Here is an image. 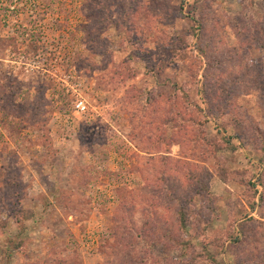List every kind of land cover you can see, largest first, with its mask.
<instances>
[{"label": "rangeland", "instance_id": "374dc122", "mask_svg": "<svg viewBox=\"0 0 264 264\" xmlns=\"http://www.w3.org/2000/svg\"><path fill=\"white\" fill-rule=\"evenodd\" d=\"M0 264H264V0H0Z\"/></svg>", "mask_w": 264, "mask_h": 264}, {"label": "trees", "instance_id": "16d2710c", "mask_svg": "<svg viewBox=\"0 0 264 264\" xmlns=\"http://www.w3.org/2000/svg\"><path fill=\"white\" fill-rule=\"evenodd\" d=\"M47 1H49V2H54V0H47ZM103 7V3L102 2H99V3H96L94 6H93V4H92V2L90 1V2H88V9L90 10V12H91V14H90V17L92 16V19L95 21V18L94 17H96V16H98V15H96V14H98L100 11L99 10H101L102 11V13H107L108 14V11L105 9V8H102ZM94 8H96V10L94 9ZM181 8V7H180ZM103 16V15H102ZM106 18H107V16H106ZM106 20V19H105ZM111 20V19H110ZM109 20V21H110ZM102 21H103V19H102ZM193 23H196V25H200V23L199 22H194L193 21ZM114 24V23H113ZM199 50V53H200V49H198ZM110 53V52H109ZM202 53V52H201ZM148 72H150L149 74L150 75H153V74H155V72H151V70L149 71L148 70ZM183 95H184V97L183 98H186V96H185V94L183 93ZM182 112V111H181ZM181 112H179V111H176L175 110V116L178 118V120H182L183 118V115L182 114H179V113H181ZM177 202H181V198H179V200L177 201ZM179 206H178V208H177V210H176V225L178 226V229L179 230H184L185 228H186V225H187V222H186V213H185V211H184V207H183V204H178Z\"/></svg>", "mask_w": 264, "mask_h": 264}, {"label": "built area", "instance_id": "2783aa9c", "mask_svg": "<svg viewBox=\"0 0 264 264\" xmlns=\"http://www.w3.org/2000/svg\"><path fill=\"white\" fill-rule=\"evenodd\" d=\"M78 107V106H77Z\"/></svg>", "mask_w": 264, "mask_h": 264}]
</instances>
